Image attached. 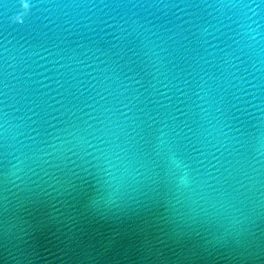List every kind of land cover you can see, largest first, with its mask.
Segmentation results:
<instances>
[{"label":"water","instance_id":"1","mask_svg":"<svg viewBox=\"0 0 264 264\" xmlns=\"http://www.w3.org/2000/svg\"><path fill=\"white\" fill-rule=\"evenodd\" d=\"M28 3L0 0V264H264V0Z\"/></svg>","mask_w":264,"mask_h":264},{"label":"clouds","instance_id":"2","mask_svg":"<svg viewBox=\"0 0 264 264\" xmlns=\"http://www.w3.org/2000/svg\"><path fill=\"white\" fill-rule=\"evenodd\" d=\"M28 7H29V5H25V8H28ZM16 19L19 20L20 22H22V19H20V17H17Z\"/></svg>","mask_w":264,"mask_h":264},{"label":"snow or ice","instance_id":"3","mask_svg":"<svg viewBox=\"0 0 264 264\" xmlns=\"http://www.w3.org/2000/svg\"><path fill=\"white\" fill-rule=\"evenodd\" d=\"M23 4L29 5L28 0H23Z\"/></svg>","mask_w":264,"mask_h":264}]
</instances>
